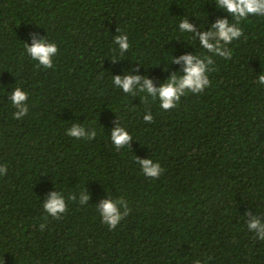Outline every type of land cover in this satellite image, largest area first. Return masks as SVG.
Here are the masks:
<instances>
[{
    "label": "trees",
    "instance_id": "16d2710c",
    "mask_svg": "<svg viewBox=\"0 0 264 264\" xmlns=\"http://www.w3.org/2000/svg\"><path fill=\"white\" fill-rule=\"evenodd\" d=\"M225 17L234 22L216 0H0V264H264L245 216L264 219V16L240 22L230 59L179 29ZM33 34L57 44L52 68L27 53ZM119 34L130 43L123 55ZM187 53L213 57L211 84L170 110L113 83L138 67L159 87L183 74L172 61ZM16 87L28 93L19 120ZM118 121L133 137L119 150ZM73 124L95 139L67 135ZM137 157L159 162L160 177L145 176ZM54 190L67 204L59 219L43 208ZM109 197L131 209L115 229L96 207Z\"/></svg>",
    "mask_w": 264,
    "mask_h": 264
},
{
    "label": "clouds",
    "instance_id": "9594fccd",
    "mask_svg": "<svg viewBox=\"0 0 264 264\" xmlns=\"http://www.w3.org/2000/svg\"><path fill=\"white\" fill-rule=\"evenodd\" d=\"M217 8L224 9L233 17L234 22H230L228 18H218L212 25L210 30L198 31L197 26L190 20L183 19L179 23V29L182 32L192 33L198 38L202 48L208 52L223 57L231 58V50L226 45L231 44L233 40L239 39L244 33L240 22L246 20L250 15L264 16V0H216ZM119 31V29H118ZM246 38V37H245ZM114 43L119 46L121 55L128 51L130 43L126 34H119L114 37ZM26 51L33 60L38 61V66L44 68L53 67V57L58 53V46L54 42H49L46 38H39L36 34L32 36V43H26ZM115 61V60H114ZM172 63L181 64L182 72L174 71L172 74L157 87L152 78L141 76L139 68H135L136 74L126 73L125 75H114L113 83L122 89L126 94L136 96L138 93H146L142 102H147L148 96L153 100L159 98L160 106L164 110H170L176 107L177 102L187 92L201 93L211 84L208 72L214 70L210 68L214 64L213 57L199 56L197 54L187 53L180 56H174ZM166 71V70H165ZM257 83L264 85V72L258 76ZM10 100L16 111L13 117L17 120L25 117L29 112L28 93L20 87H16L10 95ZM144 120L151 122L153 117L149 112L144 116ZM67 135L80 139L86 137L89 140L95 139L96 131L86 130L80 124H73L67 131ZM111 140L117 150L126 145L131 146L133 140L129 131L121 126L119 121L111 131ZM137 163L141 166L145 176L158 179L162 174V167L159 162H154L151 158L137 157ZM7 165H0V175L7 174ZM76 196H71L72 200H76ZM90 201L88 191H82L79 196L81 205H86ZM102 217L103 223L107 224L110 229H115L117 225L128 216L131 209L128 202L123 197L113 199H103L96 205ZM43 208L46 213L54 218H61V214L67 211V204L64 194L61 191H51L47 199L43 201ZM249 219L247 227L256 234L260 240H264V219L254 215L251 211L245 213ZM45 224H41L43 230ZM195 264H201L200 260H196ZM206 264V262H205Z\"/></svg>",
    "mask_w": 264,
    "mask_h": 264
}]
</instances>
